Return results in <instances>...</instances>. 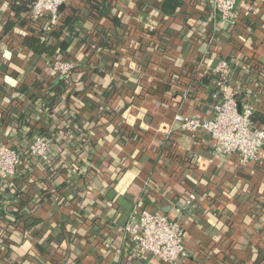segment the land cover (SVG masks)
<instances>
[{
	"label": "crops",
	"instance_id": "0c3cea01",
	"mask_svg": "<svg viewBox=\"0 0 264 264\" xmlns=\"http://www.w3.org/2000/svg\"><path fill=\"white\" fill-rule=\"evenodd\" d=\"M21 1L0 0V143L24 152L0 187V209L22 216L0 264H167L133 254L124 226L142 208L180 222L176 264H264V146L243 162L175 129L178 113L213 116L221 59L240 102L264 116V0H240L235 23L215 0H72L69 26L37 35L69 41L54 57L23 43L37 27L4 5ZM8 20L17 24L5 31ZM58 57L77 62L60 95ZM38 135L51 142L45 161L25 153Z\"/></svg>",
	"mask_w": 264,
	"mask_h": 264
},
{
	"label": "built area",
	"instance_id": "2783aa9c",
	"mask_svg": "<svg viewBox=\"0 0 264 264\" xmlns=\"http://www.w3.org/2000/svg\"><path fill=\"white\" fill-rule=\"evenodd\" d=\"M72 0H33L27 14V22L47 32L53 31L62 17L60 7L67 6ZM240 0H215L214 8L222 20L235 23L238 18L237 3ZM11 4V3H10ZM5 2V6L10 5ZM1 18V13H0ZM54 75L69 77L77 68L73 59L55 58L51 60ZM232 63L227 59L219 60L214 68L211 94L215 98L214 114L202 120L178 113L175 116L176 130L187 131L192 136L207 134L217 155L238 154L241 161L248 162L259 157L264 146V123L253 120V102L241 103L238 90L232 89ZM173 131L171 130L170 133ZM51 142L44 136H36L25 148V153L34 160H47ZM24 153V152H23ZM23 153L8 143H0V187L11 182L23 166ZM193 199L186 201L190 207ZM0 228L8 229L9 234L17 231L13 218L0 219ZM129 240L133 243V254L142 259L158 257L167 264H176L185 254L186 233L178 220L171 219L160 211L142 208L137 216L124 226Z\"/></svg>",
	"mask_w": 264,
	"mask_h": 264
},
{
	"label": "trees",
	"instance_id": "16d2710c",
	"mask_svg": "<svg viewBox=\"0 0 264 264\" xmlns=\"http://www.w3.org/2000/svg\"><path fill=\"white\" fill-rule=\"evenodd\" d=\"M32 4H33V0H22L19 3L15 2L14 4L13 3L10 4V9H11V11H13L15 18L18 20L17 23H21V25H25V22L27 21V14L31 9ZM70 19L73 20L72 17H69V16L64 17L62 14L60 24H58V26L53 31H56V29L57 30L63 29L65 26H69ZM17 23L14 22L13 20H8L7 23L5 24V31L12 30ZM31 30L37 34L24 37L23 43L31 51H33L37 56L54 57L56 55L64 53V51H65L64 45L67 46L69 44V41H67V42H65V44L62 43L60 48L56 47L53 44H48L46 41H41L40 37L37 36L38 33L42 32L43 34H45L47 32L46 30H44V28L42 29L40 27V30L31 28ZM72 35H77V33L73 32ZM67 82H68L67 76L60 77L59 82L54 83V84L52 83L53 91H55L56 94H58V95L64 93L67 90ZM53 98L54 97H52V96L49 97V99H53ZM68 104H69V108L73 107V105H74V103L71 99L69 100ZM73 108L78 110V105L77 106L75 105ZM253 120L257 124L258 123H260V124L264 123V116H258V113L254 112ZM20 209L21 208H17V210H14L13 212L11 211V213L15 214L14 221L16 223L19 222V219H22L21 214H19ZM8 212H10V211H8ZM0 219L2 221H4V220L7 221V214L2 209H0ZM8 232H9V230L7 228L6 229L0 228V246H2V245L8 246L9 245L10 240H9V233Z\"/></svg>",
	"mask_w": 264,
	"mask_h": 264
},
{
	"label": "water",
	"instance_id": "95a60500",
	"mask_svg": "<svg viewBox=\"0 0 264 264\" xmlns=\"http://www.w3.org/2000/svg\"><path fill=\"white\" fill-rule=\"evenodd\" d=\"M63 9H65V5H62V6L60 7V11H63Z\"/></svg>",
	"mask_w": 264,
	"mask_h": 264
}]
</instances>
